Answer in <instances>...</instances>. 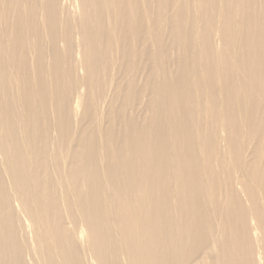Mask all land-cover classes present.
I'll return each mask as SVG.
<instances>
[{
	"label": "bare ground",
	"instance_id": "obj_1",
	"mask_svg": "<svg viewBox=\"0 0 264 264\" xmlns=\"http://www.w3.org/2000/svg\"><path fill=\"white\" fill-rule=\"evenodd\" d=\"M0 264H264V0H0Z\"/></svg>",
	"mask_w": 264,
	"mask_h": 264
}]
</instances>
